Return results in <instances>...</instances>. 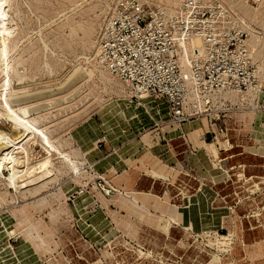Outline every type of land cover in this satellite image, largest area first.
I'll list each match as a JSON object with an SVG mask.
<instances>
[{"label":"rangeland","instance_id":"1","mask_svg":"<svg viewBox=\"0 0 264 264\" xmlns=\"http://www.w3.org/2000/svg\"><path fill=\"white\" fill-rule=\"evenodd\" d=\"M3 9L0 129L15 137L6 114L33 110L28 119L60 152L41 182L16 191L0 179V264H264V0H6ZM132 24L144 51L132 68L166 79L190 28L212 26L217 52L204 68L222 63L236 91L192 88L200 97L188 93L185 122L164 97L146 95L145 106L102 68L108 35ZM190 43L182 67L204 46ZM27 143V155L14 154L19 170L48 156L41 134Z\"/></svg>","mask_w":264,"mask_h":264},{"label":"built area","instance_id":"2","mask_svg":"<svg viewBox=\"0 0 264 264\" xmlns=\"http://www.w3.org/2000/svg\"><path fill=\"white\" fill-rule=\"evenodd\" d=\"M134 25L129 26L130 30L108 35L103 46L104 56H102V62L113 74L133 87L138 95H151L156 98L164 97L168 99L172 117L175 121L185 122L187 120L185 100L192 88L204 93L222 92L230 89L236 91V79L233 75L228 77L222 63L219 61L216 63L211 62L212 73L204 68L207 59L213 58L217 52L212 26L210 28L202 27L200 32H195L191 24L192 28H190L188 36L203 38L204 52L200 53L198 51L196 59L190 64V68L187 66L182 67L181 61L178 62L175 58L169 59L167 65L168 77L166 79V77L154 72L141 76L132 68L135 60L144 52L136 43L138 27L136 26L135 29ZM119 41H121V44H119ZM170 54L173 57V51ZM143 62L144 60L140 61L142 65ZM186 67L189 69L187 73H185Z\"/></svg>","mask_w":264,"mask_h":264},{"label":"bare ground","instance_id":"3","mask_svg":"<svg viewBox=\"0 0 264 264\" xmlns=\"http://www.w3.org/2000/svg\"><path fill=\"white\" fill-rule=\"evenodd\" d=\"M6 1V0H5ZM5 1H1L2 4H0V35L2 33H4L2 36V38L4 39V42L6 43V40L9 39L8 38V31L6 29V26H4V18L7 15L5 10L3 9L4 5H5ZM6 9V8H5ZM7 23V22H6ZM9 30V29H8ZM8 35H5V34ZM10 33V32H9ZM12 34V33H11ZM13 36V35H12ZM193 39V40H192ZM203 40L201 37H192L190 41H192L194 46H198L199 42ZM190 41L184 42L181 44L182 49H183V55L181 56V63L185 64L186 63V57L189 55L188 54V50L190 49ZM199 41V42H198ZM3 42V43H4ZM8 42V41H7ZM188 47V50H187ZM191 50H195V52L199 51L200 53L204 52V46L201 43V47L199 44L198 48H191ZM6 53V47L2 48L0 50V55L3 56ZM187 60L189 62V57H187ZM99 63V62H97ZM101 63V62H100ZM96 65V64H95ZM101 65V64H100ZM187 65V64H186ZM94 66V65H93ZM103 65H101L102 67ZM97 67V66H96ZM106 67V66H105ZM102 67L108 74H110L113 77H117L115 74H113L110 69H108L107 67ZM188 67V65H187ZM185 68V73L189 72V67ZM95 68V67H94ZM99 70V69H97ZM99 72V71H98ZM101 72V71H100ZM101 76V75H100ZM110 78V77H109ZM119 80H121L119 77H117ZM116 78V79H117ZM102 79V78H101ZM8 80V79H7ZM106 81V80H105ZM109 83H113L116 86H120L122 91L124 93H126L124 90L125 88L118 83H116L115 80H111L108 79L107 80ZM122 81V80H121ZM106 83V82H105ZM104 83V84H105ZM122 83L124 85H127L125 82L122 81ZM112 84V85H113ZM109 87V86H108ZM106 88V87H105ZM7 89V88H6ZM112 89V86H111ZM116 91V90H115ZM199 92V91H198ZM232 92V91H230ZM120 94V93H119ZM200 97V92L197 93L196 91L193 92L191 91V93H189V99H191V97ZM74 96V95H72ZM68 98H70L68 96ZM76 98V97H74ZM139 98H140V102L142 104H144L145 106L147 105V96L146 95H140L139 94ZM4 100V99H3ZM23 101L26 100V98L22 99ZM11 101V100H10ZM14 101V100H13ZM21 101V99H20ZM19 102V101H17ZM16 102V103H17ZM22 102V101H21ZM20 102V103H21ZM54 102V101H53ZM56 102V101H55ZM54 102V103H55ZM58 102V101H57ZM15 102H12V104H14ZM18 104V103H17ZM47 104V103H45ZM51 104V103H50ZM48 103V105H50ZM53 104V103H52ZM56 104V103H55ZM42 105V104H41ZM43 106V105H42ZM41 106V107H42ZM53 106V105H50ZM40 107V106H39ZM54 107V106H53ZM56 107V106H55ZM187 107V106H186ZM186 107H185V111H186ZM34 108V107H33ZM50 107H48L47 109H49ZM19 109V108H18ZM30 109V108H29ZM36 109V108H35ZM44 109V107H43ZM42 109V110H43ZM21 113L23 114V116H21L18 113H7V117L12 121V123L14 124V128L18 131V134L15 137L10 136L8 133L2 131L0 129V146L5 145L6 148H3V153H1L2 155L0 156V179H6V181H8V183L10 184V186H12L13 188L16 189V191L19 190H23L24 188L35 184L36 182H41L43 180H45L48 175L52 174L53 171V152L59 153V148L53 143V138L51 137V135L48 133V131L44 130L43 128H40L38 126V123L40 122V120L37 119H28L29 114H33L31 111L33 110H29L28 109H22L20 110ZM46 111V110H45ZM13 112V111H12ZM38 113V111H37ZM40 134L43 136V140L47 143L48 146H46V151L48 156L46 158H44L43 160L39 161L38 165L35 167H32L31 169H29L28 171H24V170H19L17 167H15V163H16V155L14 156V154L20 152H24L27 155V149L26 147L28 146V136L32 135L33 137H35V139L39 138ZM35 142V141H34ZM71 164V163H70ZM72 165V164H71ZM5 167L9 168V170L11 171V174L9 177H5L2 170L5 169ZM76 171V170H75ZM79 172V171H78ZM26 178H22L25 177ZM21 192V191H20Z\"/></svg>","mask_w":264,"mask_h":264}]
</instances>
